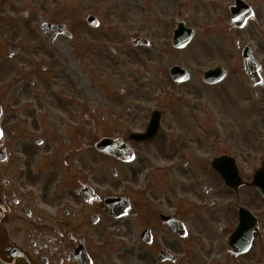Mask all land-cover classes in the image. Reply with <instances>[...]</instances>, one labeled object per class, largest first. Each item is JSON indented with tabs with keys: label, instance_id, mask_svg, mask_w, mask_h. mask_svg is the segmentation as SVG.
I'll return each instance as SVG.
<instances>
[{
	"label": "flooded vegetation",
	"instance_id": "flooded-vegetation-1",
	"mask_svg": "<svg viewBox=\"0 0 264 264\" xmlns=\"http://www.w3.org/2000/svg\"><path fill=\"white\" fill-rule=\"evenodd\" d=\"M162 1L171 8L173 34L190 36L185 47L173 46V50L192 46L208 62L201 75L223 67V81L234 71L235 89L246 86L248 93L232 92L222 100L233 107L237 122L241 116L249 118V146L235 136L239 132L230 130V122L221 120L219 126L225 128L221 134L227 140L210 136L207 127L203 155L186 157L178 164V150L195 143L178 141L173 134L182 125L175 123L179 98L170 86L168 92L142 96L160 114L155 134L140 141L130 134L145 131L149 119L144 124L142 119L138 123L130 119L128 97L119 89L116 98L121 103L109 108L107 125L109 136L118 139L117 146L123 145L124 155L131 158L99 153L93 146L96 140H81L77 93L81 84L76 77L68 78L65 85L47 77H33L23 84L24 77L13 75L0 83V264H195L196 247L204 242L211 247L214 241L224 262H238L251 249L264 261V197L255 184L264 162V0ZM92 30L106 32L99 27ZM68 31L54 37L45 33L48 46L57 36L70 37L72 30ZM106 48L114 53L113 46ZM223 81L203 84L214 87ZM182 84L174 83L176 88ZM203 96L207 97L201 104L205 116L209 96ZM242 96L249 97L245 105ZM149 105L141 108L148 118L153 111ZM97 154L109 160L110 174L120 175L119 183L99 180ZM217 159L234 187L213 168ZM244 164L251 165L250 171L244 172ZM260 175L264 179V172ZM242 204L249 207L257 225L249 250L235 254L228 249V239ZM216 216L222 223L215 230L217 236L211 237L209 223ZM166 217L181 222L183 236L171 229ZM184 240H190L191 246L178 255L177 245ZM162 250L169 255H162Z\"/></svg>",
	"mask_w": 264,
	"mask_h": 264
},
{
	"label": "rangeland",
	"instance_id": "rangeland-1",
	"mask_svg": "<svg viewBox=\"0 0 264 264\" xmlns=\"http://www.w3.org/2000/svg\"><path fill=\"white\" fill-rule=\"evenodd\" d=\"M167 4L166 1L161 3V0H147L146 4L142 0H1L0 83L8 82L16 75L25 78L21 81L23 84H27L33 77H47L50 82L59 79L65 85L68 78L76 77L75 80L81 84L77 93L81 100L83 143L87 139L93 142L102 136H109L108 112L110 107L119 102L116 98L119 89L128 97L129 110L126 112L129 118L135 119L136 123L142 119L144 124L149 114L144 116L141 108L151 101L144 100L142 96L147 93L158 95L163 91L168 92L171 86L175 88L173 91L179 98L176 112H173L174 118L175 113L177 114L175 123L182 125L179 128L182 131L173 129V134L178 141L195 143V146L190 144L189 147L182 148L179 145L177 157L181 160L178 164L186 157L203 155L207 127L210 136L214 134L221 140H227V136L221 134L225 131L223 126H219L221 120L227 124L230 122V130L239 132L235 136L248 147L249 118L244 120L245 117L241 116L237 122L233 107L222 100L232 92L238 94L240 91L242 95L248 93L246 86L241 85L240 90L235 89L234 71L217 86L206 87L203 84L200 72L208 62L204 60L202 53L195 52L192 46L183 51H174L171 47L173 14ZM87 14L95 15L99 19V28L106 32L88 27L84 22ZM40 19L64 23L72 30L71 36H57L49 47L47 35L38 30ZM80 29L82 31L77 33L76 30ZM136 36L148 39L150 45H130L129 39ZM106 46H113L114 53L109 52ZM7 50L12 52L10 57L5 55ZM173 64L182 66L189 73V79L178 88L171 81L168 72ZM76 65L79 67L70 71ZM40 67H44L46 71L41 72ZM53 67L55 73L50 74ZM203 95L209 96L210 109L205 116L201 104L207 102V97ZM184 98L186 103L183 102L186 101ZM248 98L242 96L243 105ZM192 100L193 105L189 103ZM243 113L242 115H246ZM97 161L99 180L104 177L113 179L114 184L120 182V175L112 178L109 160L105 156L97 154ZM250 167V164H244V172L250 171ZM180 168L181 165H178L177 171L180 172ZM242 195L244 198V190ZM221 223L219 216H216L213 223H209L211 237L217 236L215 230ZM183 243L177 245L175 252L178 255L191 246L190 240H184ZM211 247L212 254L207 257ZM211 247L208 242L196 247L198 249L193 253L196 257L195 264H261L259 257L254 256L253 249L240 257L238 262L229 259L224 262L218 242L214 241ZM202 251L205 253L202 254ZM217 251L219 255L215 253ZM211 260L213 263H210Z\"/></svg>",
	"mask_w": 264,
	"mask_h": 264
},
{
	"label": "water",
	"instance_id": "water-1",
	"mask_svg": "<svg viewBox=\"0 0 264 264\" xmlns=\"http://www.w3.org/2000/svg\"><path fill=\"white\" fill-rule=\"evenodd\" d=\"M86 20H87V23L92 27H95L97 25L95 18H93L91 16L87 17ZM39 26H40L42 31H50L51 37H54L57 33L64 31V26L60 25V24L51 25V24H47L45 22H42ZM189 38H190V36H186L185 34L181 35V37L178 38L179 43H175L176 47H178V48L183 47L189 41ZM131 42L133 44H147V42L145 40H141V39H132ZM172 44H173V39H172ZM246 62H248V61L246 60ZM245 70L250 75L247 63L245 64ZM170 75L173 78V80L177 83L186 80L188 77V74L186 73V71L177 65L172 66L170 68ZM223 75H224V71L222 69L209 70L204 74L203 80L205 82L214 83L216 81L221 80L223 78ZM157 125H158V114L156 113L152 119L151 124H150V128H149L150 130H148L149 133L144 134V135L138 134L137 137L141 139L142 136L144 138L151 136L154 133ZM118 141H119L118 139H112L110 137H102L97 142H95L93 146L99 152L106 153V154H112L115 157H119V158L128 159L130 157V155L129 156L124 155V152H123L124 146L123 145L117 146L116 143L120 144V142H118ZM220 164L221 163H219V165ZM263 171H261V172H263ZM226 181L230 185H232V182L230 183V180H226ZM257 182H258L256 184L257 187L260 189V192L262 194H264V179L262 177H258ZM164 221L167 222V224L175 232L180 233L182 227L180 225V222L177 219L167 218ZM254 229H255L254 217L251 216L247 210L241 209L239 225H238L236 231L234 232V234L231 236V239H230V247H231L230 249L235 254L244 252L248 249L250 242H251V239H252V233H253Z\"/></svg>",
	"mask_w": 264,
	"mask_h": 264
}]
</instances>
